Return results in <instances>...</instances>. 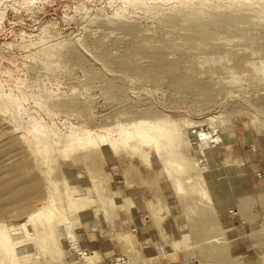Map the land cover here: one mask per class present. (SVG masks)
<instances>
[{"label": "rangeland", "instance_id": "374dc122", "mask_svg": "<svg viewBox=\"0 0 264 264\" xmlns=\"http://www.w3.org/2000/svg\"><path fill=\"white\" fill-rule=\"evenodd\" d=\"M19 161L0 218L40 216L0 264H264V204L217 207L264 175V0H0V181Z\"/></svg>", "mask_w": 264, "mask_h": 264}, {"label": "crops", "instance_id": "0c3cea01", "mask_svg": "<svg viewBox=\"0 0 264 264\" xmlns=\"http://www.w3.org/2000/svg\"><path fill=\"white\" fill-rule=\"evenodd\" d=\"M256 167L253 168L254 171ZM239 171L237 170L236 173L234 175H231V177L229 178L228 175L226 174V172H223L224 176L223 179H225V182H223L224 184L227 185V188H230V191H225L224 193H228V196H226V202L223 203H227V201H230L231 205L236 208L235 213L233 214H229L227 209L229 207L228 204H224L223 205H217L218 209L222 211V213L220 214V218L222 220V222L227 225L230 226V223L233 224V221H237V214L238 211L240 209V204H239V200L238 197L240 195V191H243L244 193H247V195L249 196V200H253L255 202L258 203L259 208L262 209L263 204H264V175L263 177H261L260 179L256 176H252L250 177V179L244 178V180L247 182H245V185L240 186V177L239 175H246L248 173V170L245 168H238ZM240 172V173H238ZM256 174V173H255ZM259 180L261 182H259ZM228 184L231 186L229 187ZM241 188V189H239ZM236 205V206H235ZM252 219V217H251ZM238 223V222H237Z\"/></svg>", "mask_w": 264, "mask_h": 264}, {"label": "bare ground", "instance_id": "6f19581e", "mask_svg": "<svg viewBox=\"0 0 264 264\" xmlns=\"http://www.w3.org/2000/svg\"><path fill=\"white\" fill-rule=\"evenodd\" d=\"M128 144L134 145V143L130 140H128ZM42 145L43 146L46 145L45 140L43 141V143L38 145L39 150H40V147ZM40 151L43 152L44 159L49 157V156H46L44 151H42V150H40ZM46 153H48V151H46ZM8 156H10V155H8ZM13 159L11 157H6L5 163H11L12 162L11 160H13ZM20 164H21V162L19 161V162H15L14 165L11 166V169L13 170V172H15L14 176L11 179L6 180V181H0V204L3 201H5L3 198L11 192V190H10V186L12 185L10 182L11 180L15 184V190H19L22 188L21 187L22 181H21V176H20V172H19ZM48 200H52L51 195H49V198L47 199V203L49 202ZM42 203H43L42 201L39 202V204H42ZM46 211L48 214L53 213L52 209L50 207H47ZM0 214H2V213H0ZM33 216L39 217L40 216V209L31 210L16 220H10L7 218H5V219L0 218V245L4 246V244H5V241H3L4 236H5L4 233H8L7 231L11 230L14 227H16V229H17L18 226H22V225L26 224V222L31 220ZM0 217H1V215H0ZM3 231H5V232H3Z\"/></svg>", "mask_w": 264, "mask_h": 264}]
</instances>
